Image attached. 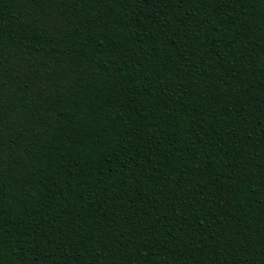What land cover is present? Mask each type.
Segmentation results:
<instances>
[{"label": "trees", "instance_id": "16d2710c", "mask_svg": "<svg viewBox=\"0 0 264 264\" xmlns=\"http://www.w3.org/2000/svg\"><path fill=\"white\" fill-rule=\"evenodd\" d=\"M0 264H264V0H0Z\"/></svg>", "mask_w": 264, "mask_h": 264}]
</instances>
